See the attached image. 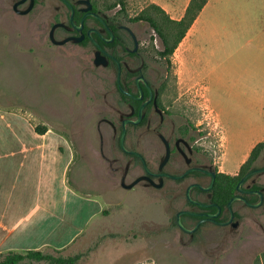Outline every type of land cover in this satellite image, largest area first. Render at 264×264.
Returning <instances> with one entry per match:
<instances>
[{
    "label": "rangeland",
    "instance_id": "obj_1",
    "mask_svg": "<svg viewBox=\"0 0 264 264\" xmlns=\"http://www.w3.org/2000/svg\"><path fill=\"white\" fill-rule=\"evenodd\" d=\"M15 1L0 0V106L24 113L33 126L62 134L73 153L68 174L70 186L102 204L98 215L68 247H46L39 251L52 256L80 255L76 264H264V226L258 239L247 238L245 233L233 238L216 235L211 239L213 247H207L205 239L183 246L187 238L169 224V216L177 203L168 204L143 185L131 190L120 187L116 175L109 171L98 153L96 124L106 110L97 87L111 85L109 79L101 81L106 69L93 64L94 52L89 46L51 45L48 38L51 25L67 22L68 11L59 0H39L25 16L12 10ZM93 1L101 14L116 17L124 24L150 3L148 0H121L123 5L109 9L114 0ZM26 7L27 4L19 9ZM140 27L150 33L154 41L156 37L150 28L144 24ZM163 68L176 96H180L173 55L169 64L163 63ZM111 75L113 80V73ZM183 98L187 104L182 100L180 103L191 116L204 119L207 111H200L192 104L193 95ZM205 122L210 123L205 129L210 132L209 146L215 152L218 169L234 175L241 154L231 152L224 167L218 128L213 121ZM257 129L259 133L252 135V127L242 125L243 139L233 145L242 147L241 151L245 152L253 140L245 138L263 133L261 128ZM77 212L78 207L73 205L71 220H65L72 221L71 227L66 228L65 235H58L59 230L54 234L55 244L66 242L68 233L85 220L92 207L90 205L88 213L86 209Z\"/></svg>",
    "mask_w": 264,
    "mask_h": 264
},
{
    "label": "flooded vegetation",
    "instance_id": "obj_2",
    "mask_svg": "<svg viewBox=\"0 0 264 264\" xmlns=\"http://www.w3.org/2000/svg\"><path fill=\"white\" fill-rule=\"evenodd\" d=\"M30 1L16 0L12 10L19 14ZM59 1L68 11L67 22L51 25V45L89 46L93 55L99 51L103 56L98 66L106 69L101 81L109 79L111 85L97 87L106 110L96 124L98 153L120 187L131 190L143 185L168 204L177 203L169 224L187 238L183 246L205 239L206 246L213 247L211 239L216 235L233 238L245 233L247 238L258 239L264 226V146L255 160L246 164L249 154L234 175L220 171L209 146L210 132L205 129L210 123L193 118L180 103L187 104L168 82L163 63L169 64L170 57L162 54L161 40L151 26L134 21L135 17L127 24L120 23L101 14L93 0ZM38 2L33 0L31 11ZM25 4V9H19ZM70 6L75 27L69 19ZM57 24L61 26L52 30ZM142 24L155 35L154 41L140 29ZM69 38L79 41L57 44ZM256 170L260 171L240 183Z\"/></svg>",
    "mask_w": 264,
    "mask_h": 264
},
{
    "label": "crops",
    "instance_id": "obj_3",
    "mask_svg": "<svg viewBox=\"0 0 264 264\" xmlns=\"http://www.w3.org/2000/svg\"><path fill=\"white\" fill-rule=\"evenodd\" d=\"M180 20L190 0H148ZM178 92L207 111L218 128L221 158L240 153L242 165L256 143L264 141V0H208L173 53ZM244 95V96H242ZM242 125L253 139L242 152ZM22 112L0 106V254L68 247L101 211L93 197L68 181L73 153L68 140L50 129L44 134ZM234 174V173H231ZM99 201V200H98ZM93 204V205H92ZM73 205L92 212L65 235ZM75 219V218H73ZM74 221V220H73ZM61 225V227H59ZM64 230V231H62Z\"/></svg>",
    "mask_w": 264,
    "mask_h": 264
},
{
    "label": "trees",
    "instance_id": "obj_4",
    "mask_svg": "<svg viewBox=\"0 0 264 264\" xmlns=\"http://www.w3.org/2000/svg\"><path fill=\"white\" fill-rule=\"evenodd\" d=\"M207 2L208 0H190L184 15L180 20L171 19L161 7L149 3L133 20H140L151 26L155 34L161 40L163 46L162 54L169 58L173 55L179 43L185 37ZM117 4H122L121 0H114L113 5L108 6L107 8L112 9ZM77 20L78 17L75 16L74 22L76 23ZM34 129L38 134H44L47 131V129L39 128L38 126H35ZM263 146L264 143H259L252 149L246 164L255 160L258 151ZM246 164H244V166ZM0 258V264H28L31 262L45 264H76L80 259V255L67 257L61 255L52 256L38 250L26 251L24 253L8 252L6 254H0Z\"/></svg>",
    "mask_w": 264,
    "mask_h": 264
},
{
    "label": "water",
    "instance_id": "obj_5",
    "mask_svg": "<svg viewBox=\"0 0 264 264\" xmlns=\"http://www.w3.org/2000/svg\"><path fill=\"white\" fill-rule=\"evenodd\" d=\"M18 4H15L14 5V9H16V6H17ZM33 0H31L30 1V4H29V6H28V8L26 9V10H24V11H22V12H19V14H22V15H25V14H27V13H29L30 11H31V9L33 8ZM88 8L90 9V6L88 5ZM88 8L87 9H85V11H87L88 10ZM70 10H71V12H70V17H69V19H70V22H71V24L75 27V25H74V23H73V14H74V10H73V8L70 6ZM90 15H92V16H94V17H96V18H98V16H96L95 14H92V13H90ZM87 16V15H86ZM84 18L85 17H83L82 19H81V24L83 23V20H84ZM99 19V18H98ZM58 26H61V24H57V25H54L53 26V28H52V30H54L56 27H58ZM111 37H112V35H111ZM50 39H51V41H53V36H52V34H50ZM92 39V38H91ZM70 40H74V42H78L79 40L78 39H73V38H69V39H65L64 41H62V42H58L57 44H64V43H66V42H69ZM93 41V40H92ZM93 43H95L94 41H93ZM103 56H101L100 55V53H99V51H97L95 54H94V65L95 66H100L101 65V63H100V59L102 58ZM124 133H125V128L123 129V134L122 135H124ZM260 170H256V171H253V172H251V173H248L247 175H245L243 178H242V180L240 181V183L241 182H243L247 177H249L251 174H253V173H256V172H259ZM178 178V177H177ZM139 180H137L135 183H133L132 185H130V186H128V188H131L134 184H136L137 182H138ZM178 224H179V226L182 228V226H181V224H180V222H179V215H178Z\"/></svg>",
    "mask_w": 264,
    "mask_h": 264
}]
</instances>
